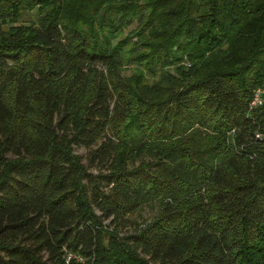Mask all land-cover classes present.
Wrapping results in <instances>:
<instances>
[{
  "label": "trees",
  "instance_id": "1",
  "mask_svg": "<svg viewBox=\"0 0 264 264\" xmlns=\"http://www.w3.org/2000/svg\"><path fill=\"white\" fill-rule=\"evenodd\" d=\"M263 85L264 0H0V264H264Z\"/></svg>",
  "mask_w": 264,
  "mask_h": 264
},
{
  "label": "rangeland",
  "instance_id": "2",
  "mask_svg": "<svg viewBox=\"0 0 264 264\" xmlns=\"http://www.w3.org/2000/svg\"><path fill=\"white\" fill-rule=\"evenodd\" d=\"M36 19L35 10L32 11H25L23 14L20 15L18 18V22L20 23H30V21H34ZM74 151L83 157V161L85 162V156L87 150L83 147H75ZM91 170L95 171V168H91Z\"/></svg>",
  "mask_w": 264,
  "mask_h": 264
},
{
  "label": "built area",
  "instance_id": "3",
  "mask_svg": "<svg viewBox=\"0 0 264 264\" xmlns=\"http://www.w3.org/2000/svg\"><path fill=\"white\" fill-rule=\"evenodd\" d=\"M263 94H264V85L257 87L253 92V96L249 102V106L254 107L260 105L262 102Z\"/></svg>",
  "mask_w": 264,
  "mask_h": 264
}]
</instances>
